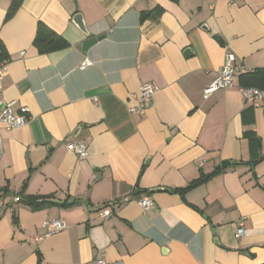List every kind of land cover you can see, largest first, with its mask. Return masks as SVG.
Instances as JSON below:
<instances>
[{
  "label": "crops",
  "instance_id": "1",
  "mask_svg": "<svg viewBox=\"0 0 264 264\" xmlns=\"http://www.w3.org/2000/svg\"><path fill=\"white\" fill-rule=\"evenodd\" d=\"M13 3L0 0V109L15 101L29 120L0 121V264H98L103 252L105 264H264V97L241 91V75L264 68V0ZM78 13L105 35L86 50ZM58 37L68 45L49 49ZM228 52L245 72L205 98ZM147 82L152 106L131 113ZM50 219L66 229L38 240Z\"/></svg>",
  "mask_w": 264,
  "mask_h": 264
},
{
  "label": "built area",
  "instance_id": "2",
  "mask_svg": "<svg viewBox=\"0 0 264 264\" xmlns=\"http://www.w3.org/2000/svg\"><path fill=\"white\" fill-rule=\"evenodd\" d=\"M235 54L233 52H228L226 55L225 63L220 68L217 78L209 83L204 89V97L208 98L212 93L218 89L228 88L234 86V77L237 70L245 72L243 66H236L235 64ZM10 58L0 59V91L3 88V81L9 73ZM91 65V62L86 60L82 63L81 67H87ZM158 90V86L154 82H147L141 85L139 90V103L136 106L130 107L129 110L131 113H137L139 115H144L153 104L154 94ZM241 91L247 100L255 102L256 105H259V102L264 97V91L257 87H242ZM15 101H9L3 108L0 109V121L5 123L9 128L21 127L28 123V107H22L20 113H15L13 111V106ZM66 147L69 151L74 152L80 158H85L88 156V142H73L69 141L66 143ZM15 201H20V197H15ZM130 201L129 197H126L118 202H114L110 207H106L102 211L103 216H108L111 214V208L120 205L123 202ZM139 204L141 207L146 210L154 204L153 198L147 194L144 195L140 200ZM44 233L38 237V240H42L44 237H48L59 233L66 229V223L61 219H50L45 220L42 223ZM246 229L244 227L243 220L239 223V228L237 230L236 236L242 237L245 235ZM98 264H105V253H101L100 258L98 259Z\"/></svg>",
  "mask_w": 264,
  "mask_h": 264
},
{
  "label": "trees",
  "instance_id": "3",
  "mask_svg": "<svg viewBox=\"0 0 264 264\" xmlns=\"http://www.w3.org/2000/svg\"><path fill=\"white\" fill-rule=\"evenodd\" d=\"M17 5H18V0H14L13 8H15ZM56 42H57V44H52V46H50L49 49H53V48H57V47H66L68 45L67 41H65L61 37H58L56 39ZM2 58H3V55L0 56V59H2ZM241 83H242L243 87L253 86V87H257V88L264 91V68H259V69H256L254 71H250V72H246V73L242 74L241 75ZM230 165H231L230 162H225V163H223L222 166L218 167L212 173L203 174L199 178H197V179L193 180L191 183H189V185L186 186L185 188L176 189L173 191H178L184 195L187 191L194 189L197 186L205 183L213 175L217 174L218 172L225 170ZM7 192L8 191H6L5 193H7ZM22 198H24V197H22ZM22 198L20 197V200H22ZM24 200L27 204H30L34 207L43 206L44 204L47 203V202L39 203L38 197H27Z\"/></svg>",
  "mask_w": 264,
  "mask_h": 264
},
{
  "label": "water",
  "instance_id": "4",
  "mask_svg": "<svg viewBox=\"0 0 264 264\" xmlns=\"http://www.w3.org/2000/svg\"><path fill=\"white\" fill-rule=\"evenodd\" d=\"M74 23L86 34V36L89 38L87 41H85L83 43V48L86 50L89 47H91L92 45H94L95 43H97L99 40H102L103 38H105V35L99 36V37H92L90 31L87 29V26L85 24L84 18L83 16L78 13L75 15L74 19H73ZM149 159H147L148 162ZM163 188H155L152 189L151 192H155V191H159L162 190Z\"/></svg>",
  "mask_w": 264,
  "mask_h": 264
}]
</instances>
